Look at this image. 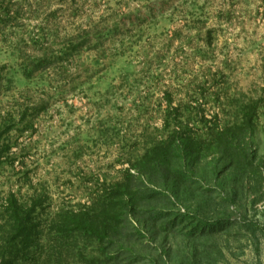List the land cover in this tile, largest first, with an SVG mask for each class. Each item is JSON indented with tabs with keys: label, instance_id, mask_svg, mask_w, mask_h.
Returning a JSON list of instances; mask_svg holds the SVG:
<instances>
[{
	"label": "rangeland",
	"instance_id": "rangeland-1",
	"mask_svg": "<svg viewBox=\"0 0 264 264\" xmlns=\"http://www.w3.org/2000/svg\"><path fill=\"white\" fill-rule=\"evenodd\" d=\"M243 123L264 156V0H0V261L110 258L78 226L109 187L139 178L175 131L206 147ZM256 182L213 226V264H264ZM168 211L163 226H199Z\"/></svg>",
	"mask_w": 264,
	"mask_h": 264
},
{
	"label": "trees",
	"instance_id": "trees-1",
	"mask_svg": "<svg viewBox=\"0 0 264 264\" xmlns=\"http://www.w3.org/2000/svg\"><path fill=\"white\" fill-rule=\"evenodd\" d=\"M250 126L224 128L210 136L206 147L200 139L176 131L155 146L153 157L138 169L139 178L109 187L110 193L88 218L78 219V226L98 232L112 250L110 258L94 264H136L134 257L144 261L149 257V264H213L220 253L214 254L213 226L232 217L230 204L245 198L252 188L250 177L258 182L264 174V156L258 155L247 133ZM208 150L213 153L209 160L203 158ZM6 206L13 215L21 209L12 200ZM180 208L194 215L199 226L180 231L175 225L163 226L165 219L159 215L165 210L171 212L164 214L168 217L183 215ZM208 219L215 223H200ZM67 227L70 230L69 222ZM15 261L0 264H18Z\"/></svg>",
	"mask_w": 264,
	"mask_h": 264
}]
</instances>
